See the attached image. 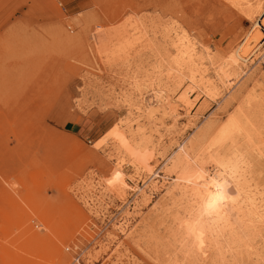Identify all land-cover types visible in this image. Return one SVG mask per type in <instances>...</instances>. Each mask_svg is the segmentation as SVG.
Returning a JSON list of instances; mask_svg holds the SVG:
<instances>
[{
    "label": "rangeland",
    "instance_id": "obj_1",
    "mask_svg": "<svg viewBox=\"0 0 264 264\" xmlns=\"http://www.w3.org/2000/svg\"><path fill=\"white\" fill-rule=\"evenodd\" d=\"M219 3L0 0V264H264V48L207 97L167 74ZM215 173L222 214L190 191Z\"/></svg>",
    "mask_w": 264,
    "mask_h": 264
},
{
    "label": "bare ground",
    "instance_id": "obj_2",
    "mask_svg": "<svg viewBox=\"0 0 264 264\" xmlns=\"http://www.w3.org/2000/svg\"><path fill=\"white\" fill-rule=\"evenodd\" d=\"M218 1L220 2V7H223L229 11V13L227 14L229 20L226 23L225 29H223L222 32L220 31L221 39L218 42L215 41V43H212L210 36L206 35L207 31L201 30L204 33L202 36H199L201 38L198 40L197 51V49L194 47L195 44L189 39L188 35H185L186 33L182 34V32H177L175 37L177 40L175 39L174 42V51H176V55L170 63V60L167 62V64H169L167 66V74L169 77L172 76V78L174 77V79L176 77L181 80L185 79V77L187 76H190V80L192 81V83L198 85V91H201V93L206 97L209 92H213L219 86V83H224V79H228L229 77L239 78L243 72V68H247L248 70H250V68L254 65V63H256V61L262 54L264 48V0ZM257 16L261 17L259 22L254 21L252 26L248 28V30L239 32L237 26H240V24L242 25L247 21H253ZM217 31L219 30L216 28L213 34L215 35ZM229 38H232L230 44H228L225 49H221V47H223V45L229 40ZM159 51L161 52L162 48ZM255 51L256 53L249 60V56ZM161 60V63H165V60L168 59L166 57H163V59L161 58ZM153 66L156 65L154 64ZM162 66L165 65L163 64ZM211 67L213 68L214 72L213 76L210 74L211 72L209 73ZM163 72H166V70H163ZM215 77L216 79L218 78L217 83L216 81H214ZM167 79L168 81L170 80L169 78ZM154 81H156V79ZM179 85H181V83H179ZM158 87L159 92L158 89L157 92L159 94H161L160 92H165L161 89H166V85H159ZM193 89V87H190L187 90L183 91V94L188 91L192 94ZM199 95L201 94L198 92V97ZM156 105H159L158 107H162V102L160 100H157ZM228 123L231 128L234 129L236 127V131L238 130V121L235 118H229ZM230 184L231 178H226L223 175L221 176L215 173L214 176L205 175L202 179H197L196 183L192 185L190 191L192 193V196L195 197L197 203L201 206L203 204L207 212L222 214L230 210L231 203H233L234 198L237 195L236 192H231Z\"/></svg>",
    "mask_w": 264,
    "mask_h": 264
}]
</instances>
